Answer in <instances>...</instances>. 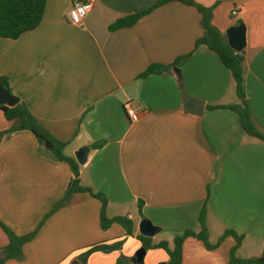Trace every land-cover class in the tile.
<instances>
[{
	"label": "crops",
	"instance_id": "obj_1",
	"mask_svg": "<svg viewBox=\"0 0 264 264\" xmlns=\"http://www.w3.org/2000/svg\"><path fill=\"white\" fill-rule=\"evenodd\" d=\"M159 0H96L79 25L68 21L72 0H46L39 26L18 39L0 38V78L38 124L65 144L63 153L87 148L78 165L82 187L104 196L105 215L131 220L133 237L112 224L103 231L100 202L74 193L69 165L39 147L28 131L0 141V221L15 235L35 233L22 260L4 264H162L167 253L136 251L139 223L159 228L152 246L186 230L199 233L204 211L208 243L226 231L241 236L240 259L264 248V140L248 135L236 112L240 104L230 72L205 46L201 16L177 1L157 6L130 27L116 20L150 9ZM211 9V23L225 37L240 26L242 74L248 114L264 136V0H193ZM188 55V56H187ZM178 65L139 78L152 64ZM185 98L202 103L200 114ZM137 115L130 121L124 104ZM0 111V132L10 128ZM164 231L165 236L158 239ZM122 241L120 248L78 256L89 247ZM8 240L0 228V248ZM233 237L207 250L196 238L182 244L181 264H228Z\"/></svg>",
	"mask_w": 264,
	"mask_h": 264
},
{
	"label": "trees",
	"instance_id": "obj_2",
	"mask_svg": "<svg viewBox=\"0 0 264 264\" xmlns=\"http://www.w3.org/2000/svg\"><path fill=\"white\" fill-rule=\"evenodd\" d=\"M177 1L185 5L192 6L201 16V26L203 28L202 36L195 41L194 49L199 46H205L210 52L214 53L221 64L230 72L234 83L237 98L240 104L229 106L228 108L237 113L242 129L250 136L264 140L262 136L252 125L247 110L244 94V79L242 74L243 56L234 52L228 45L226 37L211 23V9L202 7L196 4L193 0H159L150 9L116 20L110 25V30H115L134 25L142 16L147 14L153 8L166 4L168 2ZM46 0H0V38L3 39H18L22 34L36 29L42 21ZM188 56V55H187ZM186 56L180 57L168 66L152 64L139 75V78H144L149 75L159 74L163 70L178 65ZM2 87L10 91L7 80L0 78ZM11 93V91H10ZM5 120L11 123L10 128L0 132V141L4 135L11 134L17 131H28L33 135L40 148L47 152L51 158L57 161L65 162L69 165L73 174V179L70 188L65 193L63 199L56 203L53 210L66 204L71 195L74 193H88L93 198L100 202L99 223L101 230H107L112 224H118L124 231L127 237H133V225L127 217H115L109 219L105 215L106 200L101 194H94L90 189L82 187L79 181L78 165L71 158L64 155L63 150L65 144L50 133L44 130L36 121V119L28 111L26 105L19 103L10 108L5 105H0ZM201 230L199 233H194L191 230H186L183 234L176 236L173 239V248L168 250L165 242L158 243L152 246L150 239L138 235L136 239L141 243V247L148 249H163L166 251L169 261L167 264H181L182 261V244L187 238H196L202 241L207 250H212L226 237L231 236L235 240V244L229 250L228 264H264V248L262 253L257 258L240 259L237 256V250L241 243V236H238L233 231H226L215 245L208 243V235L204 226V211L199 216ZM0 228L7 237V244L0 248V264H4L7 260H22V247L29 242L35 233H29L23 236L15 235L7 226L0 221ZM123 242L118 241L112 244H100L89 247L85 252L78 256V259L85 263L87 257L96 251L110 252L122 246Z\"/></svg>",
	"mask_w": 264,
	"mask_h": 264
},
{
	"label": "water",
	"instance_id": "obj_3",
	"mask_svg": "<svg viewBox=\"0 0 264 264\" xmlns=\"http://www.w3.org/2000/svg\"><path fill=\"white\" fill-rule=\"evenodd\" d=\"M226 41L227 45L236 53L241 52V49L244 45V35L243 30L240 26L233 27L229 31L226 32ZM185 109L188 112L193 114H200L202 111V103L193 101L190 99L185 98ZM19 103L18 97L14 96L10 91L2 87L0 84V105H5L7 107H14ZM86 154L87 148L83 147L80 148L75 154L74 158L78 165H83L86 162ZM139 234L146 238L153 237L157 232H159V228L154 227L150 221L143 219L139 223ZM145 249L140 248V250L136 254L137 261H141L144 255ZM78 264V263H73ZM166 264V263H162Z\"/></svg>",
	"mask_w": 264,
	"mask_h": 264
},
{
	"label": "built area",
	"instance_id": "obj_4",
	"mask_svg": "<svg viewBox=\"0 0 264 264\" xmlns=\"http://www.w3.org/2000/svg\"><path fill=\"white\" fill-rule=\"evenodd\" d=\"M95 2L96 0H72L71 7L67 13L69 23L79 25L92 9ZM123 108L130 121L136 122L138 120V115L130 103H125Z\"/></svg>",
	"mask_w": 264,
	"mask_h": 264
},
{
	"label": "rangeland",
	"instance_id": "obj_5",
	"mask_svg": "<svg viewBox=\"0 0 264 264\" xmlns=\"http://www.w3.org/2000/svg\"><path fill=\"white\" fill-rule=\"evenodd\" d=\"M165 236V232L164 231H162L159 235H158V239L159 238H163ZM168 250H169V248H167ZM140 249H138L137 251H136V253H135V255L137 254V252L139 251ZM163 250V249H162ZM165 251V250H164ZM166 252V251H165Z\"/></svg>",
	"mask_w": 264,
	"mask_h": 264
}]
</instances>
